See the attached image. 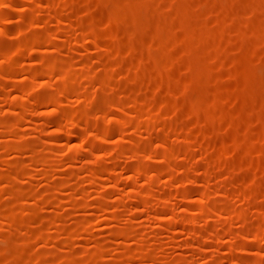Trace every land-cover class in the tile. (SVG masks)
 Returning a JSON list of instances; mask_svg holds the SVG:
<instances>
[{
	"label": "rangeland",
	"instance_id": "1",
	"mask_svg": "<svg viewBox=\"0 0 264 264\" xmlns=\"http://www.w3.org/2000/svg\"><path fill=\"white\" fill-rule=\"evenodd\" d=\"M0 264H264V0H0Z\"/></svg>",
	"mask_w": 264,
	"mask_h": 264
},
{
	"label": "bare ground",
	"instance_id": "2",
	"mask_svg": "<svg viewBox=\"0 0 264 264\" xmlns=\"http://www.w3.org/2000/svg\"><path fill=\"white\" fill-rule=\"evenodd\" d=\"M82 148V147H81Z\"/></svg>",
	"mask_w": 264,
	"mask_h": 264
}]
</instances>
